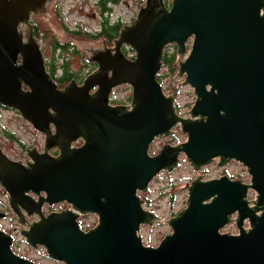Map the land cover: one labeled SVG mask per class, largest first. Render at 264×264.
Instances as JSON below:
<instances>
[{"label":"water","instance_id":"1","mask_svg":"<svg viewBox=\"0 0 264 264\" xmlns=\"http://www.w3.org/2000/svg\"><path fill=\"white\" fill-rule=\"evenodd\" d=\"M169 4L145 0L134 20L121 26L114 47L105 48L103 38L67 33L56 0H0V106L14 108L44 135L43 151L26 148L25 162L0 147V186L27 226L20 231L26 243L55 261L264 264V0ZM31 11L45 30L98 62L81 83L72 79L59 87L52 78L32 33ZM122 43L133 58L124 55ZM171 43L178 74L195 94L188 117L177 113L174 96L157 78ZM120 84L131 87L128 104L110 102ZM176 125L186 139L150 154L153 141L173 135ZM182 153L194 170L215 159L219 166L238 161L250 180L197 175L187 184L185 207L167 219L172 231L158 245H144L140 225L159 216L143 207L138 192L146 193L162 170L176 168ZM59 202L70 207L43 212L44 203ZM89 213L97 222L85 231L78 218ZM32 215L38 218L28 221ZM231 220L238 232H221ZM12 242L0 228V264H35L15 253Z\"/></svg>","mask_w":264,"mask_h":264},{"label":"rangeland","instance_id":"2","mask_svg":"<svg viewBox=\"0 0 264 264\" xmlns=\"http://www.w3.org/2000/svg\"><path fill=\"white\" fill-rule=\"evenodd\" d=\"M73 1L74 0H57V4L61 7V12L64 15V17L61 18V21L67 33L71 34L66 29L67 25L74 28L81 22L83 25H89L91 27L96 26V23L98 22L97 15L94 17L91 16L92 11L87 13V11L90 10L88 5H85V2H78V7L73 6V4L67 5L68 3H73ZM139 3L140 0H129V10L128 12L124 11V14L126 15L123 17L125 18L127 16L129 20L134 17L138 11ZM165 3H168L167 6H169L170 0H165ZM117 9L123 12L121 7H118ZM40 27H42V30L44 29L42 24H40ZM46 32L48 35L53 34L59 38L56 31L53 29L46 30ZM190 44L191 40L189 39L186 45V51L181 57L182 59H184V57L188 54ZM45 47L47 49L45 54L48 57L51 54L47 45ZM166 49L171 51L176 49V46L174 43H171L165 47L164 51ZM68 57L72 59V62H70L71 68L74 70L78 69L81 75H84L90 68H92L82 66L84 55L80 56L75 54L72 56L69 54ZM176 57L177 58L172 70L165 68L162 63L161 69L158 73V80L162 84L164 93L174 96L177 113L182 117H188L190 116V106L195 101V94L193 88L184 82L185 75L178 74V54H176ZM54 58L57 61L60 58L59 53L55 54ZM130 95L131 89L129 85L121 84L113 90L110 96V102L113 103V101H117L126 103L130 100ZM173 129L175 131L173 135L156 138L153 141L149 149L150 154L158 151L163 143L169 142L171 144H176L186 139V133L180 130L179 125H176ZM6 131L12 132L17 139H19V142L17 143L13 140V138H8L5 133ZM20 141L27 148L36 146L41 149L44 144V136L42 133L35 130L31 124L22 118L19 113H16V111L11 109H0V144L5 146L4 148L9 156L21 157L23 155L22 151L25 149L20 146ZM179 157L180 161L176 168L172 171L162 170L150 182L146 193L138 192L141 198L146 199V205L156 211V213L161 217V219L152 226H144L140 229L144 245L156 246L165 234L172 231L171 227L167 223V219L185 207L187 199V184L190 183L197 175H201V179L203 180L215 178L223 174L233 176V179L241 178L245 182H249L250 180V174L248 173L246 167L234 160L233 162L226 163L222 166H219L217 163H210L203 166L200 170H194L183 153L180 154ZM4 191L0 189V210L6 212V217L0 219V228L13 235L14 244L12 249L17 254L33 260L35 264H63L60 261H55L49 258L42 247L40 249H36L26 243L24 237L20 233L21 227L26 225L21 224L13 214L12 210H10L7 202V193L4 194ZM254 194V190L250 189L248 192V198L253 199ZM66 204V202L55 203L53 205L45 204L43 212L50 209L57 210ZM95 218L96 216L92 213L82 215L79 219V222L82 223V225L80 224L81 228H86L96 222L97 219L95 220ZM26 219L31 221L35 219V216H26ZM248 225V220H245L243 226L247 228ZM220 231L237 233L238 228L235 223H232V225L226 224L220 229Z\"/></svg>","mask_w":264,"mask_h":264},{"label":"flooded vegetation","instance_id":"3","mask_svg":"<svg viewBox=\"0 0 264 264\" xmlns=\"http://www.w3.org/2000/svg\"><path fill=\"white\" fill-rule=\"evenodd\" d=\"M68 2H70V1H68ZM78 2L79 3H81V2H85V5H88V7L90 8V10L89 11H87V13H89L90 11H92V15L91 16H95V15H97V18H98V22L96 23V26H94V27H91V26H89V25H83L81 22L80 23H78L77 24V26L76 27H74V28H76L77 30H79V31H83L84 33H87V34H93V35H95V34H97V33H101V30H102V25H103V23H105L106 21L109 23L108 25H115V24H118V29H117V32L115 33V36H112L111 38L110 37H108V35L106 36L105 34H98V36L97 37H95V38H90V39H98V38H103L104 39V42H105V48H112V47H114V44H115V39L118 37V35H119V31H120V28H121V26L122 25H124V24H128V23H130L131 21H133L134 20V18L136 17V15L134 16V17H132L130 20H129V18L126 16L125 18L123 17L124 15H126V14H124V11L125 12H128V10H129V6H130V4H129V0H74L73 1V3H68L67 5H70V4H73V6H75V7H78L79 5H78ZM56 4H57V0H56ZM145 4V0H140V3H139V7H138V10H139V8L142 6V5H144ZM168 4V3H167ZM170 6V5H169ZM168 6V7H169ZM118 7H121L122 9H123V12H121L120 10H118L117 8ZM71 10V9H70ZM57 12H58V14H59V16H60V19L61 18H63L64 17V15L62 14V12H61V7L57 4ZM138 12V11H137ZM137 14V13H136ZM90 15V14H89ZM30 22L34 25L33 26V28H32V33H33V36H34V38L39 42V44H40V48H41V51H42V54H43V57H44V61H45V65H46V69L48 70V72L50 71V69H52L51 68V66H50V63H49V60H50V57L51 56H53V55H55V54H57V53H59V56H60V58L59 59H61V57L62 56H65V57H67L68 59H69V63L70 62H72V59L71 58H69L68 57V55L69 54H71L72 56L73 55H80V56H83L84 55V60L82 61V66L84 67V66H88V67H92V68H90L84 75H81V73L79 72V70L77 69H73L74 70V72H73V75L70 77V79L67 81V83L70 81V80H72V79H74V80H76V82L77 83H81L82 82V80H83V78L88 74V73H90L91 71H93L94 69H96L97 67H98V62L97 61H90L89 59H88V55H87V53L86 52H84V51H81V49L78 47V46H76L75 44H73V43H70L71 44V46H73L74 47V50H76V53H74L73 54V52L72 51H69V52H63L62 50H61V42H63V41H61V39L60 38H58L57 36H55V35H53V34H51V35H48L47 34V32H46V30L45 29H41L42 27H40V24H41V21L39 20V18H38V15L35 13V12H30ZM18 27L19 28H21L22 29V31H23V34H24V28L20 25V24H18ZM67 28H73V27H70V26H66ZM190 40H191V38H190ZM53 42H55V43H58L59 44V46H57L55 49L53 48ZM47 45V47L49 48V51H50V56H46V46ZM70 50H72V49H70ZM121 50L123 51V53H124V55L125 56H127V57H129V58H133L134 57V55H135V52L129 47V45L128 44H126V43H122V45H121ZM72 52V53H71ZM70 65H71V63H70ZM54 70H53V72H54V76H55V81L56 80H59L58 78H61L62 77V73H63V67H61V64H58V65H56L54 68H53ZM109 74H110V72H109ZM53 78V77H52ZM158 78V77H157ZM57 82V81H56ZM57 84H59V82L57 83ZM66 84V83H65ZM64 84V85H65ZM63 85V86H64ZM121 85V84H120ZM128 85V84H127ZM59 86V85H58ZM63 86H59V87H63ZM117 86H119V85H117ZM117 86H115L113 89H112V92H113V90L117 87ZM130 87V86H129ZM130 89H131V87H130ZM112 92H111V94H112ZM111 100V99H110ZM130 102V100L128 101V102H126L125 104H128ZM118 103H121V102H117V101H113V103L112 104H118ZM0 109H11V110H14V111H16V113H18V111L17 110H15L14 108H11V107H8V106H3V105H1L0 106ZM44 136V135H43ZM14 137H16L15 135H14ZM14 141H16L17 143H18V140L15 138L14 139ZM83 141L81 140V139H79L76 143H74L75 145H79V144H81ZM20 146L21 147H23V149H25V150H23L22 151V156L20 157H17V156H9V154L7 153V151H6V149L4 148L5 146H3V145H1L0 144V147L3 149V151H4V153H6L10 158H12V159H16V160H21V161H23V162H25L27 159H28V156L26 155V148L27 147H25L24 146V144L20 141ZM32 147V146H31ZM39 151H43V147L41 148V149H39V148H37ZM157 151H155V152H153L152 154H154V153H156ZM50 153H52V154H54V155H56L57 154V149L56 148H52L51 150H50ZM235 161V160H234ZM230 162H233V160H229L227 163H230ZM238 162V161H237ZM212 163H217V159H215ZM230 178H232L233 179V176H230V175H228ZM235 177V176H234ZM0 189L2 190V191H4L3 190V188L0 186ZM4 194L6 193L5 191L3 192ZM31 195H32V197L33 198H35V199H37V195L36 194H34V193H30ZM254 196H255V194H254ZM254 198V197H253ZM143 199V202H142V205H143V207L144 208H146V209H148V210H151V211H154V210H152L151 208H149L147 205H146V199H144V198H142ZM59 203H61V202H59ZM45 204H47V203H44L43 205H42V209H43V207H44V205ZM61 205V204H60ZM66 207H70V205L67 203L66 205H64V206H62V207H60L59 209H50V210H48V211H45L44 213H48V212H50V211H58V210H61L62 208H66ZM10 210H11V208H10ZM154 212H156V211H154ZM179 212V211H178ZM177 214V213H176ZM176 214H174V215H176ZM15 215V214H14ZM82 215H84V214H82ZM82 215H80L79 216V218H78V222H79V219L81 218V216ZM95 216H96V218H95V220L97 219V215L96 214H94ZM158 215V214H157ZM174 215H172V216H174ZM35 216V219H37L38 218V216L37 215H34ZM159 216V220L161 219V217H160V215H158ZM236 217V213H233L232 215H231V219H234ZM159 220H156L153 224H155L157 221H159ZM96 222H97V220H96ZM96 222H94L93 224H91V225H89V226H87L86 228H82L83 230H88L89 228H91V227H93L95 224H96ZM80 223V222H79ZM232 223H235L233 220H231L229 223H227V224H229V225H232ZM152 224V225H153ZM152 225H149V224H146V223H144V224H141L140 225V229L142 228V227H149V226H152ZM27 227V226H26ZM22 228V227H21ZM20 231H21V229H20ZM229 233H231V232H229ZM232 234H235V233H232Z\"/></svg>","mask_w":264,"mask_h":264},{"label":"trees","instance_id":"4","mask_svg":"<svg viewBox=\"0 0 264 264\" xmlns=\"http://www.w3.org/2000/svg\"><path fill=\"white\" fill-rule=\"evenodd\" d=\"M109 23L106 21L105 23H103L102 25V30H101V33H97L95 35L93 34H87V33H84L83 31H79L77 30L76 28H67L66 29L72 34V35H81L85 38H95L98 36V34H105L106 36L108 35V37H112V36H115V33L117 32V29H118V24H115V25H108ZM57 46H59L58 43H55L53 42V48L55 49ZM72 49V50H70ZM61 50L63 52H69V51H72L73 54L76 53V50H74V47L71 46L70 43H65V42H61ZM71 52V53H72ZM176 49H173L171 51H169L168 49H166L164 51V55H163V58H162V63H163V66L169 70H172L173 69V65L176 61ZM55 55L51 56L50 57V60H49V63H50V66L51 68L55 67L56 65L58 64H61V67H63V73H62V77L61 78H58L59 80H56L57 83L59 82V86H63L65 83H67V81L70 79V77L73 75V72L74 70L71 68V65L69 63V59L65 56H62L61 59H58L56 61V59L54 58ZM50 69L49 73L50 75L53 77V79H55V76H54V72L53 70L54 69ZM159 76V75H158ZM130 99V97H129ZM6 135L8 136V138L12 139L13 140L17 137H14V134L10 131H6L5 132ZM18 142H19V139H17Z\"/></svg>","mask_w":264,"mask_h":264},{"label":"built area","instance_id":"5","mask_svg":"<svg viewBox=\"0 0 264 264\" xmlns=\"http://www.w3.org/2000/svg\"><path fill=\"white\" fill-rule=\"evenodd\" d=\"M79 224H81L82 225V223H79ZM81 227V226H80ZM82 228H84V227H82ZM12 237H13V235H12ZM13 244H14V237H13V242H12V245H11V248H12V246H13ZM13 250V249H12ZM14 251V250H13ZM15 252V251H14ZM16 253V252H15Z\"/></svg>","mask_w":264,"mask_h":264}]
</instances>
